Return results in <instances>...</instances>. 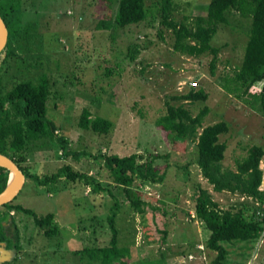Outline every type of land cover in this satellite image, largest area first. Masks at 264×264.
<instances>
[{"label":"rangeland","instance_id":"374dc122","mask_svg":"<svg viewBox=\"0 0 264 264\" xmlns=\"http://www.w3.org/2000/svg\"><path fill=\"white\" fill-rule=\"evenodd\" d=\"M119 1H17L22 20L33 24L37 36L30 40L32 50L23 54L24 62L7 75L17 83L47 74L54 92L48 118L58 127L56 137L65 136L68 151H72L66 156L58 148L57 139L50 138L47 146L34 148L24 164L42 179L70 164L76 171L102 180L113 195L107 191L94 193L84 181L70 182L65 176L47 185L28 177L12 205L38 216L54 214L58 233L46 237L33 216L4 208V225L11 237L16 235V240L7 239L9 250L15 252L11 264H93L82 251L109 246L113 234L109 217L113 213L118 245L134 250L133 258H126L129 264H207L201 253L192 260L189 256L194 245L210 236L201 221L191 218L195 214L196 185L207 189L225 210L242 199L215 192L203 178L196 163V142L167 141L156 125V120L166 114L171 97L188 93L191 82H198L209 94L211 111L204 125L225 121L230 126V131L221 136V142L227 144L224 168L236 170L237 162L253 146L264 147V107L255 101L249 103L254 100L252 93L245 95L244 90L237 91V87L222 82L223 77L234 76V69L244 59L251 19L233 13L230 24L219 28L212 45L221 47V52L216 73L212 74V54L192 57L174 51L172 32L161 25L160 0H147L149 16L139 25L126 30L97 29L100 20L113 18ZM176 3V18L188 17L192 22L206 15L210 0ZM185 105L195 114L200 111L197 104ZM85 109L93 117L113 121L114 129L108 134L82 129L79 123ZM101 151L121 157L158 156L156 165L167 168L165 180L143 188V214L131 205L123 188L110 183ZM261 169L264 171V158ZM230 249L234 264H250L255 259V264H264V242L256 257L242 244ZM215 256L211 253L208 264H213Z\"/></svg>","mask_w":264,"mask_h":264},{"label":"trees","instance_id":"16d2710c","mask_svg":"<svg viewBox=\"0 0 264 264\" xmlns=\"http://www.w3.org/2000/svg\"><path fill=\"white\" fill-rule=\"evenodd\" d=\"M17 1L0 0V15L9 30L6 56L0 64V154L13 159L26 178H34L42 185L55 184L65 176L70 182L84 181L93 187L94 193L107 191L112 194L107 186L104 187L102 180H97L86 172L76 171L70 164L43 179L39 175L31 174L29 167L24 164L33 149L47 146L50 138L57 139L58 148H61L66 156L72 151H68L69 143L65 136L56 137L58 127L48 118L49 102L54 92L47 74L36 80L26 78L17 83L13 77L9 79L7 75L18 67L23 60V54L31 52L30 40L37 36L33 24L22 20L23 11L22 8L19 10ZM160 3L161 25L172 32L174 51L192 57L212 54V74L216 73L221 52V47L212 45L219 28L230 24L233 13L250 18L251 30L244 59L241 65L234 69V76H225L222 82L229 87H237V91L244 90L245 95L252 93L254 100L249 103L255 101L264 107V0H210L206 15L198 16L192 22L188 17L183 20L176 18V0H160ZM148 16L147 0H120L113 18L100 20L96 28L106 31L113 28L126 30L141 24ZM160 36L163 38V33H160ZM208 99L209 94L201 87L191 88L188 93L180 96L175 95L171 100L183 104L176 105L169 100L166 114L156 120V125L162 129L167 141L196 142V163L203 178L213 186L215 192L230 193L242 199L231 209L225 210L202 185H196L194 189L195 214L191 215V218L201 221L210 236L206 242L194 245V250L189 256L201 253L204 262L208 264L211 253H215L216 256L211 261L213 264H234L235 260L230 258V247L242 244L245 251H251L253 256L264 232V190L260 189L264 176L261 169L264 147L253 146L249 154L237 162L236 170L224 168L227 144L221 142V136L230 131V126L225 121L204 125L211 111L207 105ZM186 103L199 105L200 111L195 114ZM79 125L84 130L99 134H108L114 129L113 121L101 116L93 117L88 109L83 111ZM74 154L79 158V154ZM100 155L104 160V169L111 179L110 183L123 188L131 205L143 214V188L160 183L167 176V168L156 165L159 157L144 159L139 154L121 157L104 154L102 151ZM8 181L9 171L0 167V193L6 189ZM12 203L0 209V240L7 242L8 238L16 237L6 234L5 229L8 233L10 230L4 225V208H9L10 212L21 210L33 216L36 225L44 231L46 237L58 233V227L53 225L54 214L38 216L33 211L14 206ZM119 206L120 204L116 203V209H119ZM115 218L116 213L109 217L113 233L109 246L82 251L83 255H89L96 264H129L126 258H133V248L118 245ZM11 224H15L14 220ZM14 245L18 247V242ZM245 256L247 255L244 254Z\"/></svg>","mask_w":264,"mask_h":264},{"label":"water","instance_id":"95a60500","mask_svg":"<svg viewBox=\"0 0 264 264\" xmlns=\"http://www.w3.org/2000/svg\"><path fill=\"white\" fill-rule=\"evenodd\" d=\"M9 41V30L4 19L0 15V64L3 58L6 56V47ZM0 167L5 168L9 171V181L6 189L0 193V208L13 202L16 197L20 194L26 184V175L21 168L14 162L10 157L0 154ZM15 176L14 185H10L11 177ZM13 252V251H12ZM10 256L11 251H7ZM13 257V256H12ZM7 259L11 261V258Z\"/></svg>","mask_w":264,"mask_h":264},{"label":"flooded vegetation","instance_id":"af4514ba","mask_svg":"<svg viewBox=\"0 0 264 264\" xmlns=\"http://www.w3.org/2000/svg\"><path fill=\"white\" fill-rule=\"evenodd\" d=\"M6 234H9L7 229H5ZM10 248L8 247V244L6 241H2L0 240V264H8L10 261H8L7 259H9L10 257L15 256V252L12 250H9ZM7 251H11L12 255L10 256L8 253H6Z\"/></svg>","mask_w":264,"mask_h":264},{"label":"built area","instance_id":"2783aa9c","mask_svg":"<svg viewBox=\"0 0 264 264\" xmlns=\"http://www.w3.org/2000/svg\"><path fill=\"white\" fill-rule=\"evenodd\" d=\"M190 87L191 88H198L199 87V83L198 82H191L190 83ZM261 190H264V189H262V186H261V188H260ZM263 207H264V205H263ZM194 216V215H193ZM263 242H264V232H263V234H262V237H261V239H260V242H259V244H258V247H257V251H258V249L260 248V247H262V245H263ZM201 249H203V247H201ZM257 251L255 252V254H254V257H256L255 255L257 254ZM190 258H191V260L194 258V256L193 255H190ZM255 262H256V259L254 260V261H252L250 264H255Z\"/></svg>","mask_w":264,"mask_h":264},{"label":"bare ground","instance_id":"6f19581e","mask_svg":"<svg viewBox=\"0 0 264 264\" xmlns=\"http://www.w3.org/2000/svg\"><path fill=\"white\" fill-rule=\"evenodd\" d=\"M14 182H15V176L12 175V177H11V182H10L11 184H10V185H11V186L14 185Z\"/></svg>","mask_w":264,"mask_h":264}]
</instances>
